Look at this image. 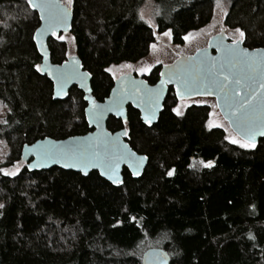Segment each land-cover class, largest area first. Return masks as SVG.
<instances>
[{"label":"trees","instance_id":"1","mask_svg":"<svg viewBox=\"0 0 264 264\" xmlns=\"http://www.w3.org/2000/svg\"><path fill=\"white\" fill-rule=\"evenodd\" d=\"M220 3L227 8L225 27L241 29L246 47H263L264 0H73L69 34L92 75L96 100L103 102L114 86L106 69L144 61L169 30L172 44L183 46L185 36L213 21ZM39 26L28 0H0L5 170L22 163L25 145L90 131L84 94L73 88L68 99L55 101L53 84L36 71L42 62L33 39ZM49 48L54 64L71 56L59 36ZM162 67L143 77L155 85ZM179 102L170 88L152 127L131 106L126 123L109 120L111 132L127 128L126 141L149 158L140 179L127 169L118 187L97 172H30L26 165L15 176L0 172V264H143L150 248L168 252L171 264H264V139L255 149L240 148L225 139L224 129L209 128V105L176 115ZM194 160L213 166L194 170Z\"/></svg>","mask_w":264,"mask_h":264},{"label":"water","instance_id":"2","mask_svg":"<svg viewBox=\"0 0 264 264\" xmlns=\"http://www.w3.org/2000/svg\"><path fill=\"white\" fill-rule=\"evenodd\" d=\"M34 2H39V0H34ZM63 6L68 8L69 15L64 24L55 28L56 35H53L52 30L48 28L47 21L40 19V10L30 5L32 10L38 15L40 21V26L34 34L35 39L33 37L35 46L42 58L40 65L42 71L40 74L43 77H47V79L53 84V99L55 101H64L68 99L73 88H77L84 94V101L87 104L85 109V118L90 131L84 135L72 136L63 140H56L47 137L38 140L31 145H25L22 150L21 162L26 165L28 170L29 165H39L38 167H34L29 170L30 172L48 171L54 168H59L65 171L80 173L84 177H88L92 172H97L102 179L114 187L124 184L125 169L129 171L134 179H140L144 175V172L149 164V158L145 155L138 154L126 141L127 135L124 134L125 128L113 133L108 129V122L111 118H115L116 120H121L123 123H126L129 113L128 108L131 106L134 110L140 113L141 120L144 125L150 127L156 125L164 111V104L168 97L170 88L174 89L176 98L179 101L195 98H214L219 112L228 122L232 131L240 138V134L236 131L232 123V119H230V109L225 101L226 90H222L218 84H214L212 80L207 77V71L200 72L199 69L201 65H203L205 70H207L214 64L215 71L218 73L215 77L216 80H223V75H229L230 80L226 83H228L229 88L235 89V92L232 93V100L230 101L233 108L239 107V105L243 103L247 97L253 93H257L256 99L252 101L251 107L257 109L259 112L261 107L260 102L264 100V89H261L259 85L262 80H264V77L260 74L251 73L241 61H234L232 64L228 62L225 51L229 47H235V45H233V41H230L225 30L214 35L208 41L206 47L199 49L194 54L189 56L181 55L171 64L164 65L160 71V79L155 85H151L143 76L135 74L122 75L115 80L109 97H107L103 102L97 101L93 95L92 75L84 69L79 56H72L62 64H54L52 61L51 51L49 48L50 39L72 32L74 21L73 11L68 5L65 4ZM239 41H241L239 47L241 49L247 48L249 56H264V46L261 48L250 49L245 46L243 40ZM73 70L75 74L63 84V90L60 91L55 79V74L61 72H71ZM85 73H87V75H84ZM161 73H164V75L161 76ZM173 73H175V75H173ZM170 76L171 79L169 80ZM183 79L195 81V83L193 84L191 93L187 95H178V93L184 92V85L182 83ZM236 79L241 81L239 85L234 82ZM162 80L168 82L164 83L161 87ZM113 89H115V91H113ZM156 90H159L158 98L153 94ZM57 92H59V95H57ZM93 101L96 105L102 106L101 109H93ZM114 103L118 104L119 110L117 111L113 108L112 111H107L106 109L113 107ZM97 112H100L101 114L97 115ZM145 116L150 118V123H145L143 119ZM117 133L120 134L119 151L116 152L115 155H119L121 152L125 155L135 153L134 157H130L132 160L131 167L129 166L128 160H122L119 162V166L115 171V176L122 181L120 184H114L107 178V175H101L102 172L106 171L103 166H89L86 169L71 168L64 166L65 161L63 159H59L58 162H54L52 160L42 161L37 155L40 145L47 146L50 144L61 143L65 145H74L77 143H93L97 140L104 139L115 140ZM84 138H87V140ZM262 139H264V136L257 135L255 141L256 144L258 145ZM34 145L37 147H33ZM100 151V159L102 160L104 158L103 146H101ZM140 157H147V159L140 162ZM69 163H71V161H69ZM97 164L100 165L99 160L97 161ZM85 171H87L88 175H84ZM134 172H137L138 174L134 175ZM157 251L162 254H166L167 264H171V256L168 252L161 248L148 249L143 255V264H158L153 257V253Z\"/></svg>","mask_w":264,"mask_h":264},{"label":"snow or ice","instance_id":"3","mask_svg":"<svg viewBox=\"0 0 264 264\" xmlns=\"http://www.w3.org/2000/svg\"><path fill=\"white\" fill-rule=\"evenodd\" d=\"M29 4L40 10L41 20L47 21L48 28L52 30V34L56 35L55 28L60 27L61 24H64L67 20V17L69 15L68 8L64 7L63 5H68L69 7L73 4V0H39V2H34V0H28ZM46 13V15H45ZM141 19L143 20V15H141ZM237 33L241 37H244L245 33L241 31V29L237 28L235 29ZM155 35V33H153ZM164 36L171 37V30L164 32ZM190 35V34H189ZM35 39V37H34ZM59 39L63 40L64 37L60 36ZM185 40L189 39V36L184 37ZM241 41L233 40V45L235 47H229L225 51V55L228 59V62L232 64L234 61H241L247 67L251 73L253 74H260L262 77H264V56H249L248 49L243 48L241 49L239 47V44ZM151 48L155 49V45H151ZM235 66V65H233ZM128 67H131V65H128ZM36 71L41 72L42 69L39 65H36ZM106 71H110V69H106ZM139 72L145 73L150 72L151 69L149 67H142L138 69ZM200 72L207 71V77L212 80L214 84H218L222 90L225 91V101L230 109V119H232V123L236 129V131L240 134V138L232 137L230 139V142L232 144H238L240 148L243 149H255L257 147L256 144V136H264V100L260 102L261 107L259 112L257 109L252 108V101L256 99L257 93L251 94L249 97L246 98V100L239 105L237 108H233L230 101L232 100V93L235 92V89H231L228 86V83L230 80L229 75H223V80H216L215 77L218 75V73L215 71V65L213 64L210 68L205 70L204 66L201 65ZM74 70L71 72H61L55 74V79L57 82V85L60 88V91L63 90V84L66 83V81L71 78L72 75H74ZM84 75H87L85 73ZM164 73H161V76H163ZM175 75V73H173ZM171 79V76L169 77V80ZM168 81L162 80L161 81V87L164 83ZM237 85L240 84V80L236 79L234 81ZM182 83L184 85V92L178 93V95H187L191 93L193 89V84L195 81H190L188 79H183ZM259 87L261 89H264V80L260 83ZM115 91V89H113ZM152 91V90H150ZM157 98L159 97V90H156L153 93ZM238 94V93H237ZM57 95H59V92H57ZM93 109H101L102 106L96 105L93 101L92 104ZM113 108H115L117 111L119 110L118 104L113 105V107H109L106 109L107 111H112ZM173 112L176 113V115H181L182 113L178 110V108H173ZM100 112H97V115H100ZM145 123H150V118L148 116L143 117ZM209 127H218V125H213L211 122H209ZM124 134H128V129L125 128ZM110 135V134H107ZM119 133H117V137L115 140L110 139H104V140H97L93 143H77L74 145H65L63 143L61 144H50V145H40L38 148L37 155L40 157L42 161H48L52 160L54 162H58L59 159H63L65 161L64 166L65 167H71V168H81L86 169L89 166L91 167H97V166H103L106 171L102 172L101 175H107V178L111 180L114 184H120L122 181L115 176V171L119 166V162L122 160H128L129 166H132V160L130 157H134L135 153H130L129 155H125L124 153H120L119 155H115L116 152L119 151ZM87 140V138H84ZM225 139H229V137H225ZM101 146H103V156L104 158L101 160ZM37 147V146H33ZM147 159V157H140L139 161L142 162L143 160ZM100 161V165L97 164V161ZM71 161V163H69ZM201 163L204 165V167H212L213 162H203ZM39 165H29V170H31L34 167H38ZM174 169L169 170L167 172V175L171 177L174 174ZM0 172H2L6 176H15L19 172V168H17L15 171H7L5 169L0 168ZM134 175H137V172L133 173ZM84 175H88L87 171L84 172ZM4 205L0 204V208H3ZM135 219V218H133ZM249 239H254V237L249 235ZM153 257L155 261L158 262V264H167V255L162 254L160 252H154Z\"/></svg>","mask_w":264,"mask_h":264},{"label":"rangeland","instance_id":"4","mask_svg":"<svg viewBox=\"0 0 264 264\" xmlns=\"http://www.w3.org/2000/svg\"><path fill=\"white\" fill-rule=\"evenodd\" d=\"M226 14H227L226 6L220 3L218 5L217 12L213 21L206 28L197 32H193L190 35H188L189 39L185 41V44L183 46H174L172 44V37H167L162 35L158 37V41L155 44L156 47L155 49L152 48L151 55L147 59H145L144 61L138 64L131 65V67H128L129 64L112 67L110 69V74L113 76L114 79H118L122 75H126V74H137L138 76H143L145 74H148L149 72L141 73L138 71V69L142 67H149L152 70L157 66H164L171 64L181 55L184 56L192 55L199 49L206 47L208 41L214 35L219 34L223 30H225L226 35L232 41L233 40L244 41V37H241L239 33H237L235 30H231L225 27L224 20ZM145 17L146 20L149 22V24L153 27V29H155L156 26L149 12L145 14ZM60 36H63L64 37L63 40L68 42V44L70 45V55H71L70 57L75 56L76 49H75L73 37L70 34H62ZM194 104L209 105L212 108L209 122H211L213 125H218V127H211V128L209 127L210 129H214V128L224 129L227 132L229 141L232 137H236L239 139V137L230 128L228 122L223 118V116L219 112L217 108L216 100L214 98H195L190 100H182L179 102L177 108L183 114L187 108H189ZM0 118H1V113H0ZM4 155H5V150L3 149V146L0 143V162L3 160ZM24 166H25L24 163H19L15 167L7 171L11 172L19 168V172H20ZM191 168L194 170H201L204 168V165L201 163V161L194 160L191 164ZM0 204H4V200L1 196H0Z\"/></svg>","mask_w":264,"mask_h":264},{"label":"flooded vegetation","instance_id":"5","mask_svg":"<svg viewBox=\"0 0 264 264\" xmlns=\"http://www.w3.org/2000/svg\"><path fill=\"white\" fill-rule=\"evenodd\" d=\"M230 41H232L231 39H230ZM70 58V57H69ZM175 61V60H174ZM116 80V79H115Z\"/></svg>","mask_w":264,"mask_h":264}]
</instances>
